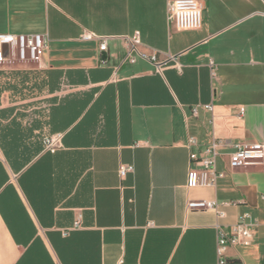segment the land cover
<instances>
[{"label":"crops","instance_id":"0c3cea01","mask_svg":"<svg viewBox=\"0 0 264 264\" xmlns=\"http://www.w3.org/2000/svg\"><path fill=\"white\" fill-rule=\"evenodd\" d=\"M197 1L201 27L176 31L167 0H0V34L48 38L41 63L0 66V264H217V219L188 200L233 203L224 226L263 223L264 165L229 156L264 143V1ZM135 32L156 62L122 64ZM212 140L223 176L187 188L190 155ZM225 259L264 264V225Z\"/></svg>","mask_w":264,"mask_h":264},{"label":"built area","instance_id":"2783aa9c","mask_svg":"<svg viewBox=\"0 0 264 264\" xmlns=\"http://www.w3.org/2000/svg\"><path fill=\"white\" fill-rule=\"evenodd\" d=\"M166 14L168 23L176 31H192L197 30L202 25V9L197 0H167ZM83 41L98 40L99 52L107 51V38L97 37L92 33H84L81 36ZM126 45V53L122 60L123 63L133 64L137 59L146 60L148 62H156V57L145 56L140 53V37L138 32L131 36L122 38ZM48 38L44 34H0V66L18 62L25 63H41L44 52L47 47ZM171 57H167L157 65L158 68L171 61ZM210 78L216 81L214 64L209 62ZM207 111L212 110V105H204ZM195 109L193 113L195 114ZM243 109H240V114ZM43 149L54 152L60 147V135L44 136L41 140ZM195 142L192 138L188 140V145L192 146ZM223 142L212 140L203 150L202 156L190 155V167L187 173L186 187H205L212 185L216 178H221L223 173H217L215 170V162L218 156V150L224 146ZM264 165V143H256L251 145L235 144L233 152L229 156V167L237 169L247 166ZM132 170L131 166L122 165L118 169L120 178H123ZM233 205V203L218 204L215 201L205 200H188L186 203L187 212H212L217 222L214 226L216 232V247L218 261L217 264H226L225 250L228 247L243 246L249 247L252 244L253 228L264 225L257 219L252 218L250 214L244 213L237 217L236 221L231 225H222L220 221L226 217L224 206ZM79 218L73 224V228L79 226Z\"/></svg>","mask_w":264,"mask_h":264},{"label":"water","instance_id":"95a60500","mask_svg":"<svg viewBox=\"0 0 264 264\" xmlns=\"http://www.w3.org/2000/svg\"><path fill=\"white\" fill-rule=\"evenodd\" d=\"M264 1V0H263Z\"/></svg>","mask_w":264,"mask_h":264}]
</instances>
